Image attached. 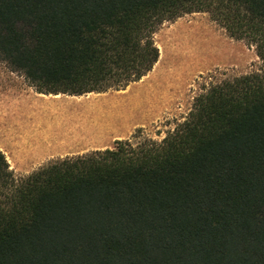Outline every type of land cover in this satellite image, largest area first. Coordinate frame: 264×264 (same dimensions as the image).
Masks as SVG:
<instances>
[{
  "label": "trees",
  "instance_id": "16d2710c",
  "mask_svg": "<svg viewBox=\"0 0 264 264\" xmlns=\"http://www.w3.org/2000/svg\"><path fill=\"white\" fill-rule=\"evenodd\" d=\"M194 12L264 64V0H0V60L38 93L124 89ZM142 131L20 179L0 149V264H264V67Z\"/></svg>",
  "mask_w": 264,
  "mask_h": 264
},
{
  "label": "rangeland",
  "instance_id": "374dc122",
  "mask_svg": "<svg viewBox=\"0 0 264 264\" xmlns=\"http://www.w3.org/2000/svg\"><path fill=\"white\" fill-rule=\"evenodd\" d=\"M155 41L160 50L159 61L139 81L124 89L111 88L79 98L67 94L32 96L26 106L27 115L35 119L50 106L62 105L66 109L52 115H74L76 121H72L71 128L78 126L83 131H95L105 126H128L129 121L120 114L121 109L124 115L141 111L140 122L131 125L132 134L142 128L139 132L142 137L160 140L187 117L195 98L210 86L264 67L253 46L229 36L207 12L188 13L164 22L155 33ZM34 92L35 88L24 75L11 71L0 60V140H16L21 133L33 134L36 125L27 116L24 122L22 115L25 114L19 113V103L26 102ZM144 101L147 105L143 108ZM158 101L159 106H154ZM69 104L73 105L67 106ZM65 125L68 128L71 124L67 121ZM52 128L58 129L56 125H45L37 128L35 134L42 135ZM4 152L17 179L57 159L78 155L71 154L76 151H67V155L32 158L22 155L21 151ZM31 159L33 166H27L28 170L14 169Z\"/></svg>",
  "mask_w": 264,
  "mask_h": 264
},
{
  "label": "crops",
  "instance_id": "0c3cea01",
  "mask_svg": "<svg viewBox=\"0 0 264 264\" xmlns=\"http://www.w3.org/2000/svg\"><path fill=\"white\" fill-rule=\"evenodd\" d=\"M159 61V60H158ZM157 64V63H156ZM151 72V71H150ZM134 88V87H133ZM133 88L130 90L132 92ZM148 91V90H147ZM146 91V96H147ZM150 94V92L148 91ZM35 95H31L26 102L19 103V113L25 114L22 115L27 118H31L30 121L35 124V130L33 134L28 133L27 135L19 134L18 139L16 140H8L3 139L0 140V149L3 151H21L22 155L28 157H36V156H46V155H67V151H76L71 154H86L89 151L93 150H103L106 148H112L115 144L116 140L127 139L132 134L131 125L140 122V113L141 111H137L136 113H128L127 115L123 114V110L121 109L120 114L126 117L129 121L128 126L122 125L117 127H103L101 129H97L95 131H83L76 126L75 128H71L72 121H76L74 115L67 117L65 115H52L53 112H58L65 110L66 106L62 105H53L46 109L44 112L39 113L38 116H35L33 119L30 114L27 115L26 106L32 99V96L41 97L47 94L34 92ZM62 94V93H61ZM61 94H50L55 97H59ZM89 94V93H87ZM68 95V94H67ZM49 96V95H48ZM72 97H81L82 95H71ZM108 97V96H107ZM158 100V99H157ZM75 101V100H74ZM160 101V100H159ZM158 103L154 104V106H159ZM73 104H69L67 106H72ZM147 101H144V107H146ZM69 122L70 127H66V122ZM23 122V124H24ZM40 125V126H38ZM56 125L58 129L52 128L51 131L47 130L46 133L38 134L36 129H41L42 126ZM34 160V159H33ZM33 166L32 159L30 162H24L20 167H15V170L26 171L27 166ZM13 168V167H12Z\"/></svg>",
  "mask_w": 264,
  "mask_h": 264
}]
</instances>
